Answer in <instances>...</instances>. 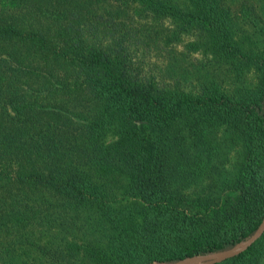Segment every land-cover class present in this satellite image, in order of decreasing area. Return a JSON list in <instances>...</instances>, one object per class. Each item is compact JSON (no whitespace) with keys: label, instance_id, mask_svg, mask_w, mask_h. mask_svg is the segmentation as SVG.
<instances>
[{"label":"trees","instance_id":"16d2710c","mask_svg":"<svg viewBox=\"0 0 264 264\" xmlns=\"http://www.w3.org/2000/svg\"><path fill=\"white\" fill-rule=\"evenodd\" d=\"M263 214L264 0H0V264H171Z\"/></svg>","mask_w":264,"mask_h":264},{"label":"water","instance_id":"95a60500","mask_svg":"<svg viewBox=\"0 0 264 264\" xmlns=\"http://www.w3.org/2000/svg\"><path fill=\"white\" fill-rule=\"evenodd\" d=\"M264 231V214L254 232L245 240L236 243L229 249L205 254H194L179 259L171 264H206L231 258L249 247Z\"/></svg>","mask_w":264,"mask_h":264},{"label":"rangeland","instance_id":"374dc122","mask_svg":"<svg viewBox=\"0 0 264 264\" xmlns=\"http://www.w3.org/2000/svg\"><path fill=\"white\" fill-rule=\"evenodd\" d=\"M160 59V63H161V60L164 59L163 56ZM157 60V59H156ZM106 139H110V137H107ZM262 264H264V260H262Z\"/></svg>","mask_w":264,"mask_h":264}]
</instances>
